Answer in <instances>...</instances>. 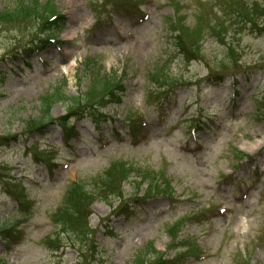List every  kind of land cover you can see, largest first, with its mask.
I'll return each instance as SVG.
<instances>
[{"label":"rangeland","instance_id":"rangeland-1","mask_svg":"<svg viewBox=\"0 0 264 264\" xmlns=\"http://www.w3.org/2000/svg\"><path fill=\"white\" fill-rule=\"evenodd\" d=\"M14 2L0 0V11ZM178 2L184 5L178 7L179 19L185 15L184 23L191 26L215 0H146L134 8L148 18L136 13L134 21L105 18L111 7L118 9L116 0H53L56 12L65 16L66 27L57 36L64 44L48 47L31 67L25 66V50L44 34L33 23H0V228L10 231L5 240L6 234L0 235V264H78L79 248L80 253L65 246L56 250L63 242L50 216L72 182L90 181L117 161L163 173L172 182V199L151 198L130 218L117 217L118 201L92 204L88 225L94 239L92 245L79 242L89 250L81 264H130L150 244L178 264H264V110L259 112L264 108V35L244 27L239 35L229 33L225 41L232 40L236 55L226 71L233 75L210 87L200 81L209 70L222 72L217 68L225 46L202 32L204 61L185 63L165 32V22L177 17ZM93 8L100 15L99 28ZM87 59L97 60L106 73L115 72L126 91L119 105L106 106L97 118L69 119L80 137L69 150L60 126H48L43 137L28 127L41 116L40 98L59 88L65 98L52 104L50 116L69 117V99L86 86L82 65ZM159 69L180 84L171 88L151 77ZM198 123H204L203 130ZM131 125L137 127L136 138ZM37 149L42 157L44 151L54 152L55 162L37 158ZM232 150L236 158L251 159L237 163ZM135 180L130 174L122 201L135 198ZM145 189L142 184L137 197ZM20 190L28 206L16 201ZM175 224L177 240L171 241ZM197 249L200 258L194 256Z\"/></svg>","mask_w":264,"mask_h":264},{"label":"trees","instance_id":"trees-1","mask_svg":"<svg viewBox=\"0 0 264 264\" xmlns=\"http://www.w3.org/2000/svg\"><path fill=\"white\" fill-rule=\"evenodd\" d=\"M213 7H216V13H214L213 18L208 23L209 27L205 30L208 33L210 32L217 41L221 40L222 45L225 46V50L222 53L223 58L217 69L226 73V70L230 69L227 61L236 55L232 40L229 42L225 41L227 35L229 33L233 37L239 35L240 32L238 30L241 27L247 29V26L249 27L247 30L251 33L257 32L263 35L264 1L259 3L257 0H254L248 3L239 0H215L213 5L208 3L204 10L213 12ZM55 13L56 8L53 0L44 4H40L36 0H15L12 8L0 11V23L17 26L33 23L41 30L39 34H44V40H48L49 38L57 37L59 31L64 27V17L58 16V14L55 17ZM50 16H54V19L48 22V17ZM167 22L170 25L173 23L172 20H167ZM177 23L180 25L179 28L172 29V34L178 33L174 37V45L182 58L190 62L200 56L201 47L198 36L204 32V29L201 27L202 21L199 17L196 24L190 28L184 25L181 20ZM182 35L191 37V45L187 46L186 42L182 41ZM33 45L38 46L36 42ZM190 46L194 47L195 50H188ZM199 58L203 59V56ZM82 67L84 68V73H86L84 77L87 81L86 88L82 94L69 99L70 105L68 111L72 115L81 113L88 108H94L95 105L103 107L105 103H117L119 101V92L123 88L119 76H116L115 72L111 74L110 72L106 73L102 71L100 66H98V62L93 60H86ZM151 77H155V80L162 81L164 84H167L168 80H171V78H167L164 69H159ZM62 98H65V96L61 93L60 88L54 92L53 96L41 97V116L30 122L29 129L35 127L41 129L46 121H50V108L52 104ZM130 171L131 167L127 163H114L90 181L73 182L65 193L61 205L51 216V220H54L55 226L59 229L56 235L58 240L66 241L67 247L79 248L83 251V244L87 245L91 241L92 236L86 223L91 204L94 200H103L111 204L117 199L122 198V183L127 180ZM138 178L141 183H147V189L144 193L146 197L154 195L171 196L173 193V189L168 182L165 181L163 184H159L161 176L155 171L143 173L139 171ZM141 183L135 182L137 189ZM61 235H65L66 237L59 238ZM73 235L79 237L80 241H76L75 238L70 237ZM79 242L83 243L82 246H79ZM149 248L150 251L146 249L136 254L131 264H172L165 259L162 253L154 250L151 245ZM149 253L150 259L147 258V254Z\"/></svg>","mask_w":264,"mask_h":264}]
</instances>
